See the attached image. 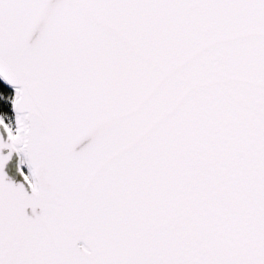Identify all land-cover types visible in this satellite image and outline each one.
<instances>
[{
	"label": "snow or ice",
	"instance_id": "6c2138e0",
	"mask_svg": "<svg viewBox=\"0 0 264 264\" xmlns=\"http://www.w3.org/2000/svg\"><path fill=\"white\" fill-rule=\"evenodd\" d=\"M0 264H264V0H0Z\"/></svg>",
	"mask_w": 264,
	"mask_h": 264
}]
</instances>
